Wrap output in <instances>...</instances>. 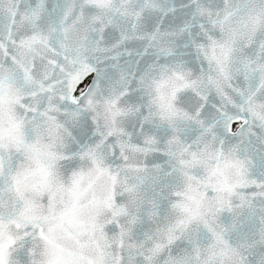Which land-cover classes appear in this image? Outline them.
Masks as SVG:
<instances>
[{
  "label": "snow or ice",
  "instance_id": "1",
  "mask_svg": "<svg viewBox=\"0 0 264 264\" xmlns=\"http://www.w3.org/2000/svg\"><path fill=\"white\" fill-rule=\"evenodd\" d=\"M0 264H264V0H0Z\"/></svg>",
  "mask_w": 264,
  "mask_h": 264
}]
</instances>
